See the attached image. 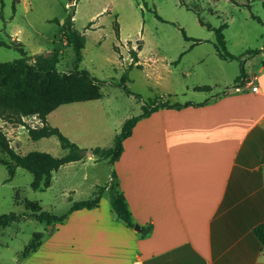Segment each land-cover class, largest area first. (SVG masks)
I'll return each instance as SVG.
<instances>
[{
	"label": "rangeland",
	"instance_id": "obj_1",
	"mask_svg": "<svg viewBox=\"0 0 264 264\" xmlns=\"http://www.w3.org/2000/svg\"><path fill=\"white\" fill-rule=\"evenodd\" d=\"M68 15L73 16L74 29L86 37L79 69L102 82L103 97L63 105L49 114L48 123L86 151V156L55 171L46 190H34L32 173L21 167L10 179L7 166L0 163V216L31 214L35 205L61 216L75 202L93 199L98 188L109 184L113 166L87 153L98 147L113 148L124 123L141 115L143 105L156 98L171 103L202 99L203 95L186 91V85L207 83L213 86V93L232 87L240 73V61L220 59L213 29L227 24L223 33L233 55L264 50V0H0V42L18 40L31 57L58 52V70L69 73L76 66V53L63 33ZM139 46L141 67L133 66L128 72L126 86L133 92L129 95L121 81L133 63L131 50H139ZM202 57L205 62L197 63ZM20 58L19 50L0 46V62ZM243 60L249 66H261L264 51ZM168 85L179 93L164 95ZM28 127H42V123L35 116L25 118L24 125L0 119V128L18 154L40 151L59 158L68 153L57 137L32 140ZM5 160L9 161L0 151V161ZM103 196L110 203L107 190ZM53 229L54 225L47 226L33 217L0 229V264L22 260L23 252L37 243L35 233L47 235Z\"/></svg>",
	"mask_w": 264,
	"mask_h": 264
},
{
	"label": "crops",
	"instance_id": "obj_2",
	"mask_svg": "<svg viewBox=\"0 0 264 264\" xmlns=\"http://www.w3.org/2000/svg\"><path fill=\"white\" fill-rule=\"evenodd\" d=\"M245 69L238 88L184 86L203 96L178 104L206 103L154 112L124 141L113 169L136 225L152 226L147 237L118 220L103 196L15 264H264L253 233L264 223V63ZM203 86L212 91L196 89ZM162 92L179 93L170 85Z\"/></svg>",
	"mask_w": 264,
	"mask_h": 264
},
{
	"label": "trees",
	"instance_id": "obj_3",
	"mask_svg": "<svg viewBox=\"0 0 264 264\" xmlns=\"http://www.w3.org/2000/svg\"><path fill=\"white\" fill-rule=\"evenodd\" d=\"M154 13L162 20L156 11ZM253 17L259 22H262L260 18ZM200 20L203 25H206L202 19ZM208 27L212 29L210 25ZM62 28L67 43L76 53V66L69 73H61L58 70L57 66L60 62L58 52H53L48 55L37 54L31 57L18 40H12L10 43L0 42V46L15 48L22 54V58L15 61L0 62V119L8 123L24 125L25 118L35 116L42 123V127H28V133L31 139L38 141L54 136L58 138L62 148L68 151L66 155L59 158L40 151H33L26 155L18 154L11 147L10 140L0 128V151L9 159V161H0V163L7 166L10 179L15 176L16 169L19 167L31 172L33 175L31 187L34 190L48 189L52 185L53 173L55 171H58L66 164L81 161L86 156V151L71 142L58 128L49 125V114L63 105L95 101L103 97L100 92L102 82L92 76L90 72L79 69V64L83 59L82 50L86 44V37L74 29L72 15H68L65 18ZM225 28H227V24H223L219 29H213L216 33L215 48L220 59L225 61H240V73L235 79L234 86V88H238L248 80L245 69L246 60H243V58L246 55H257L264 50H248L240 56L231 54L227 49V43L223 33ZM115 31L119 37L120 30L118 23H116ZM182 31L186 40H190L185 31ZM198 42L197 40L196 43ZM141 49L142 47L139 46V50H131L130 54L133 63L127 67L121 81V86L125 88L129 95H133V92L126 86L127 82H129L128 72L133 66L141 67L138 64L140 61L138 54ZM196 89L206 92L212 91L210 86L198 87ZM136 97L141 99L140 95ZM205 103L195 104L194 102H187L185 104H174L169 100L164 101L159 98L150 100L143 105L144 111L141 115L134 116L124 123L121 132L115 137V145L113 148L106 149L98 147L92 151V154L98 156L100 160H107L110 165L114 166L122 156L124 141L132 135L133 128L138 121L149 117L161 109H182L189 106H201ZM106 190L109 193L111 209L116 218L124 222L129 228H135L136 223L134 222L127 198L120 189L118 176L113 169L109 184L98 188L93 199L75 202L66 214L61 216L50 214L42 211L40 207L35 205L32 207L34 209L31 214L11 212L1 215L0 229H5L22 219L30 217L37 219L40 223H46L47 226L64 223L74 211L82 209L91 210L100 207L101 199ZM151 231V225L144 226L141 228L140 234L142 237H147ZM253 233L264 247V223L256 226ZM46 236L42 232L35 233L34 238L37 243L32 246L31 250L23 252L22 259L27 258L37 251Z\"/></svg>",
	"mask_w": 264,
	"mask_h": 264
},
{
	"label": "water",
	"instance_id": "obj_4",
	"mask_svg": "<svg viewBox=\"0 0 264 264\" xmlns=\"http://www.w3.org/2000/svg\"><path fill=\"white\" fill-rule=\"evenodd\" d=\"M87 155L91 156L92 152H88ZM135 230L139 231L140 230V226L136 225L135 226Z\"/></svg>",
	"mask_w": 264,
	"mask_h": 264
},
{
	"label": "built area",
	"instance_id": "obj_5",
	"mask_svg": "<svg viewBox=\"0 0 264 264\" xmlns=\"http://www.w3.org/2000/svg\"><path fill=\"white\" fill-rule=\"evenodd\" d=\"M253 90H254V91H257V90H258V88H257V87H253Z\"/></svg>",
	"mask_w": 264,
	"mask_h": 264
}]
</instances>
